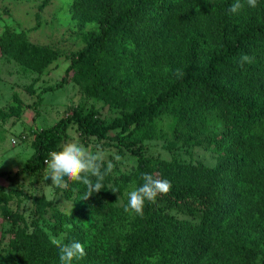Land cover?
I'll return each mask as SVG.
<instances>
[{
    "label": "trees",
    "instance_id": "16d2710c",
    "mask_svg": "<svg viewBox=\"0 0 264 264\" xmlns=\"http://www.w3.org/2000/svg\"><path fill=\"white\" fill-rule=\"evenodd\" d=\"M233 3L72 1L78 11L94 10L96 29L72 56L63 78L93 53L92 95L111 104L131 96L122 87L118 66L136 68L142 56L150 58L176 30L186 31L198 14L207 15L218 42L203 62L190 54L191 65L171 82L158 84L150 99L120 109L110 120L94 105H80L34 134L33 152L21 171L41 167L75 125L82 136L108 140L135 156L140 185L143 173L172 185L156 204L146 202L129 235L120 208L105 188L83 200L85 186L75 183L76 206L67 215L72 227L64 242L80 241L86 255L74 264H264V0L238 21L228 11ZM6 45L2 35L3 51ZM244 54L254 61L241 66ZM167 110L174 115L173 130L186 127L193 143L217 155L214 166L145 153L135 139L137 132L152 126ZM178 207L189 213L171 212ZM61 222L58 216L53 228L58 230ZM147 241L155 245L151 252L141 249ZM0 264H60L59 250L34 225L31 232H13L7 250L0 247Z\"/></svg>",
    "mask_w": 264,
    "mask_h": 264
},
{
    "label": "rangeland",
    "instance_id": "374dc122",
    "mask_svg": "<svg viewBox=\"0 0 264 264\" xmlns=\"http://www.w3.org/2000/svg\"><path fill=\"white\" fill-rule=\"evenodd\" d=\"M72 1L0 0V37L7 38L6 50L0 47V247L3 251L7 250L15 231L31 232L38 225L47 235L51 232L66 237L72 227L67 215L76 206L75 183L69 181L63 188L52 186L50 179H43L45 163L35 170L21 171L33 152L32 141L37 131L80 105H94L105 120H110L120 109L150 99L158 84L171 82L191 65L190 54L203 62L218 45L216 30L208 23L207 15L199 12L186 31L176 30L153 50L150 58L142 56L139 66H118L122 87L131 96L129 101L111 104L92 95L93 53L63 78L72 56L85 47L96 29L94 10L89 7L78 11ZM251 12V8L245 7L235 14L236 21L250 16ZM108 63L117 65L110 60ZM173 123L174 115L167 110L152 126L138 131L135 139L149 156L214 166L217 155L202 144L193 143L186 127L173 130ZM69 141L82 143L93 152L102 147L109 153L108 160L113 162L114 170L105 178V189L121 210L126 233L132 234L139 215L124 209L128 192L140 186L137 158L108 140L82 136L75 125L67 129L61 147ZM171 212L178 216L189 213L183 207L173 208ZM58 216L62 222L56 230L53 224ZM152 244L147 241L141 249L151 252Z\"/></svg>",
    "mask_w": 264,
    "mask_h": 264
},
{
    "label": "clouds",
    "instance_id": "9594fccd",
    "mask_svg": "<svg viewBox=\"0 0 264 264\" xmlns=\"http://www.w3.org/2000/svg\"><path fill=\"white\" fill-rule=\"evenodd\" d=\"M245 7L255 9L258 7V0H234L228 11L237 14ZM253 61L254 57L247 54L240 58L241 66ZM108 155L102 147H97L93 152L82 143L66 142L59 151L49 153V158L45 161L43 179H50L51 185L59 188L66 187L69 181L82 184L86 189L83 200H87L93 194L104 190L105 178L114 170V164L108 160ZM115 159L118 160L119 157ZM141 179L143 183L128 192V204L124 209L125 212L139 216H143L146 202L156 204L157 197L166 196L172 187L170 181L155 178L148 173H143ZM48 238L59 250L60 264H74V261H79L86 255L85 246L78 240L73 239L65 243L63 234L56 236L51 232H48Z\"/></svg>",
    "mask_w": 264,
    "mask_h": 264
},
{
    "label": "built area",
    "instance_id": "2783aa9c",
    "mask_svg": "<svg viewBox=\"0 0 264 264\" xmlns=\"http://www.w3.org/2000/svg\"><path fill=\"white\" fill-rule=\"evenodd\" d=\"M46 160H47V159H46ZM46 160H45V161H46Z\"/></svg>",
    "mask_w": 264,
    "mask_h": 264
}]
</instances>
